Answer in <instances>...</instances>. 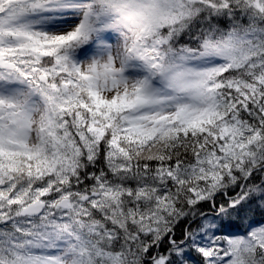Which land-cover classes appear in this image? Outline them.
<instances>
[{
	"label": "snow or ice",
	"instance_id": "1",
	"mask_svg": "<svg viewBox=\"0 0 264 264\" xmlns=\"http://www.w3.org/2000/svg\"><path fill=\"white\" fill-rule=\"evenodd\" d=\"M0 264H264V0H0Z\"/></svg>",
	"mask_w": 264,
	"mask_h": 264
}]
</instances>
